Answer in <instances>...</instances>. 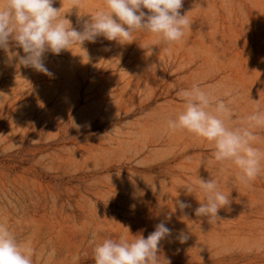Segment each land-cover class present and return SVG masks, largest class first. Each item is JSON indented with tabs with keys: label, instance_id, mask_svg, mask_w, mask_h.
Here are the masks:
<instances>
[{
	"label": "rangeland",
	"instance_id": "rangeland-1",
	"mask_svg": "<svg viewBox=\"0 0 264 264\" xmlns=\"http://www.w3.org/2000/svg\"><path fill=\"white\" fill-rule=\"evenodd\" d=\"M53 7L82 30L104 0ZM180 12L193 24L171 46L148 33L124 45L98 37L86 52H46L51 76L0 49V223L33 264H95L93 239L147 238L161 221L172 230L161 264H264V170L245 186L212 143L167 127L193 84L228 104L229 126L264 110V0H183ZM254 132L264 151V128ZM198 178L230 193L219 219L195 215Z\"/></svg>",
	"mask_w": 264,
	"mask_h": 264
},
{
	"label": "clouds",
	"instance_id": "clouds-1",
	"mask_svg": "<svg viewBox=\"0 0 264 264\" xmlns=\"http://www.w3.org/2000/svg\"><path fill=\"white\" fill-rule=\"evenodd\" d=\"M54 3L55 0H0V49L9 60L18 58L20 65L49 76L52 73L44 63L46 52L59 55L65 50L71 51L77 44L84 50L82 46L86 41L94 43L98 37L120 45L130 44L136 41L135 33L151 34L157 38L156 44L171 46L181 41L185 30H191L193 24L187 13L180 12L183 0H104V7L83 21L82 30H77L66 18V13L61 15V7H53ZM68 3L71 10L79 9L82 0H68ZM10 41L22 48L23 56L10 49ZM140 47L147 55H152L153 45ZM178 95L183 100V108L175 118L168 119L167 127L212 143L213 159L220 164L235 165L237 180L245 186L250 185L264 170V151L254 146L258 140L254 130L264 128V110L257 106L242 126H229L231 109L228 104L198 84L181 89ZM224 95L231 96V93ZM198 187L204 202L195 209V215L209 222L219 219V210L230 204V193L225 195L212 179L198 178ZM184 188L189 194L194 192L192 186ZM176 204L181 210L190 207L183 201ZM171 235L172 230L161 221L147 238L140 234L133 236L131 241L122 236L118 241L108 238L101 243L93 239L94 262L161 264V241ZM187 238L184 234L177 237L180 243ZM32 255L33 249L18 242L10 228L0 223V264H33ZM73 260L77 261L78 257Z\"/></svg>",
	"mask_w": 264,
	"mask_h": 264
}]
</instances>
